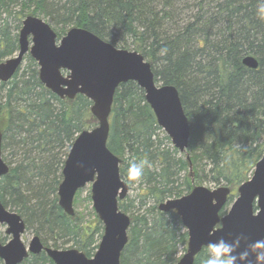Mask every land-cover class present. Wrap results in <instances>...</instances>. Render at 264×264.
<instances>
[{"label": "trees", "instance_id": "1", "mask_svg": "<svg viewBox=\"0 0 264 264\" xmlns=\"http://www.w3.org/2000/svg\"><path fill=\"white\" fill-rule=\"evenodd\" d=\"M13 1L0 0V8L7 10ZM22 1L24 7L33 5L27 15L41 13L59 31L84 28L116 48L139 52L150 63L157 84L177 89L189 123L191 170L186 154L184 159L176 157L175 148L163 146L162 139L169 138H160L162 129L133 81L115 91L107 139V148L121 160L120 176L128 185L135 182L127 176L130 160L147 159L150 166H157V170L146 166L139 180L146 184L143 196L152 199L151 207L129 215L124 199L118 204L130 217L120 264H175L179 247L186 249L187 234L175 212L162 213L157 205L188 193L194 185L226 186L230 193L219 212L222 216L264 154L260 0ZM17 37L18 32L2 20L0 62L17 52ZM162 48L167 49L165 55ZM245 55L257 59V69L242 64ZM23 61L11 80L0 82L1 157L9 166L0 178V201L22 218L25 232L32 231L45 246L76 248L91 257L103 233L100 220L93 209L88 219L75 208L74 215L67 216L57 197L72 142L81 131L96 126L91 101L80 94L73 100L59 98L40 82L36 62L28 54ZM7 150L12 155L9 161L4 156ZM187 168L183 183L172 191L177 172ZM206 258L204 248L193 264H204ZM21 264L54 263L41 252Z\"/></svg>", "mask_w": 264, "mask_h": 264}, {"label": "water", "instance_id": "2", "mask_svg": "<svg viewBox=\"0 0 264 264\" xmlns=\"http://www.w3.org/2000/svg\"><path fill=\"white\" fill-rule=\"evenodd\" d=\"M17 43L14 56L0 62V82L11 80L28 54L38 66L40 82L52 93L68 100L80 94L91 101L90 113L96 126L81 131L72 142L61 170L57 197L64 214L73 216L76 192L90 184L92 208L103 233L91 257L76 248L45 246L37 235L25 245L22 218L0 201V224L6 226L5 234L10 237L5 243L0 241V260L3 264H21L29 255L44 252L54 264H120L130 217L118 204L125 199L130 186L121 179L120 158L107 148L115 91L128 81L143 90L157 125L173 147L186 154L191 170L187 155L189 123L178 91L173 85L157 84L150 63L139 52L116 48L84 28H69L57 42L56 32L46 21L27 15L21 22ZM242 64L253 70L258 67L253 55H245ZM1 144L0 131V178L9 170L1 157ZM229 193L226 186L210 189L194 185L187 194L157 205L162 213L175 212L187 234L186 249L175 264H193L208 242L219 237L227 242L241 234L247 237L241 240L237 252L264 239V154L256 162L251 177L237 187L228 211L220 216ZM248 259L255 264L254 255Z\"/></svg>", "mask_w": 264, "mask_h": 264}, {"label": "rangeland", "instance_id": "3", "mask_svg": "<svg viewBox=\"0 0 264 264\" xmlns=\"http://www.w3.org/2000/svg\"><path fill=\"white\" fill-rule=\"evenodd\" d=\"M22 3H23L22 0H15L9 4V7L7 8V10L0 8V22L2 20H6L10 29L12 30V32H18V31H16V26L18 24L21 26L20 20L22 21L25 18V16L30 13L31 8H33V5H31L29 8L24 7L22 5ZM21 10H23V14L20 13ZM35 16L47 21L50 24L51 28L54 29V31L57 34H59V37H57V42L59 41V39L62 36L65 35L67 30L70 28V27H67V28H64L63 31H61V30L59 31V27H56L52 22H50L46 17H44L43 14L39 13V14H36ZM14 54L15 53H13L11 56H14ZM23 65H25V61H23ZM164 136H167V135L165 134V132L163 130H161L160 138H163ZM162 144L164 147L174 148L173 145L171 144L170 139L169 140L168 139L166 140L165 138L162 139ZM175 155H176V157H181V158L184 157V155L182 153H179L178 150L175 153ZM4 156L6 157V161L11 160L12 155L10 153V150H7L6 153H4ZM150 168L157 170L156 165H152V166H150ZM188 171H189V169L187 168L186 170H181V171L177 172L175 182H173L170 185V186H173L172 191L177 190L176 189L177 184L183 183L184 177L186 176V173ZM145 185L146 184L143 181H135V182L130 184V189L126 195V198L123 200V202L128 204L130 207V210L127 212L129 215L139 214V213L143 212L145 209H147L148 207H151V205L153 204V201L150 197H148V196L144 197L143 196ZM202 185H204L210 189L215 188V186L207 184V183H203ZM181 189H183V188L181 187ZM186 193L187 192H184L182 195H185ZM89 194H90V184H87L84 188H82L79 191L78 197L76 199L77 203L74 206L75 210L78 213H81L85 219L89 218L91 211H92V204H91L92 202H91V199L88 198ZM170 198H177V197L175 195H173ZM228 209H227V211H228ZM5 229H6V226L4 224H0V238L3 240L2 241L3 243L7 242L10 239V237L5 234ZM32 236H33L32 231H26L23 234L22 240L25 243V245L28 244V241L30 240V238ZM182 254H183L182 247H179L178 256H180ZM0 263L3 264V262L1 260H0Z\"/></svg>", "mask_w": 264, "mask_h": 264}, {"label": "clouds", "instance_id": "4", "mask_svg": "<svg viewBox=\"0 0 264 264\" xmlns=\"http://www.w3.org/2000/svg\"><path fill=\"white\" fill-rule=\"evenodd\" d=\"M257 12L261 18H264V0H260ZM166 52V48L161 49V55H165ZM146 166L150 167L147 159L130 160L127 169L128 179L131 181L141 180ZM246 239L247 237L241 234L231 242H227L223 237L209 241L207 244V258L204 264H238V262L253 264V261L248 259L250 255H254L255 264H264V239L248 244L244 251L237 252L241 240Z\"/></svg>", "mask_w": 264, "mask_h": 264}]
</instances>
